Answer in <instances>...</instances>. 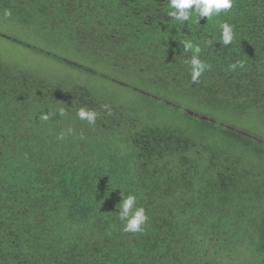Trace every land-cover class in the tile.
Instances as JSON below:
<instances>
[{"label": "trees", "instance_id": "16d2710c", "mask_svg": "<svg viewBox=\"0 0 264 264\" xmlns=\"http://www.w3.org/2000/svg\"><path fill=\"white\" fill-rule=\"evenodd\" d=\"M171 10L0 0V37L59 67L0 52V264H264V0L200 22ZM185 39L211 65L197 83ZM121 193L143 233L123 231Z\"/></svg>", "mask_w": 264, "mask_h": 264}, {"label": "clouds", "instance_id": "9594fccd", "mask_svg": "<svg viewBox=\"0 0 264 264\" xmlns=\"http://www.w3.org/2000/svg\"><path fill=\"white\" fill-rule=\"evenodd\" d=\"M169 8L172 9L167 14L175 21L184 22H200V20L207 18L212 20L214 17L219 16L221 13H228L234 7L235 0H168ZM5 19L11 17V11L5 10L3 13ZM221 29L220 43L223 46H228L235 40L234 27L225 22L219 25ZM183 45L184 52H192L190 61L186 63L190 64L192 82L197 83L199 78L211 68V65L199 58V54L202 49L199 45H194L191 40L185 39L180 41ZM206 46L212 47L213 42L211 39L207 40ZM230 69L235 71L237 67L243 68V62H236L231 64ZM57 113L49 110L46 113L40 115L42 121H48ZM58 114L64 116L65 110L63 108L58 109ZM110 114V110H109ZM76 115L80 120H86L90 125H95L98 113L95 110H89L86 108H80L77 110ZM73 129L69 128L67 133H61L58 139L63 140L65 135H71ZM122 200L117 204V213L119 220L123 223V231L126 233H143L149 221V217L146 214V210L143 207L137 206V198L133 194L124 196Z\"/></svg>", "mask_w": 264, "mask_h": 264}, {"label": "rangeland", "instance_id": "374dc122", "mask_svg": "<svg viewBox=\"0 0 264 264\" xmlns=\"http://www.w3.org/2000/svg\"><path fill=\"white\" fill-rule=\"evenodd\" d=\"M8 30H10V32H11L10 33L9 31H7V33H9V35L13 34L11 29H8ZM22 32H19V34L24 35L26 33V29H25V31H22ZM0 52L1 53H8L6 56L7 57L9 56L8 58H12V59H13L14 55L19 57V55L23 54L22 57H24V58H26V55H30L31 66L35 70H37L38 68L40 69V67L47 69V70H59V67H54V65L57 66V64L50 61L49 59H46L45 57H41V56H35V54L31 53V52L27 53V52L21 50L20 47L15 46L13 43L5 40L2 37H0Z\"/></svg>", "mask_w": 264, "mask_h": 264}]
</instances>
